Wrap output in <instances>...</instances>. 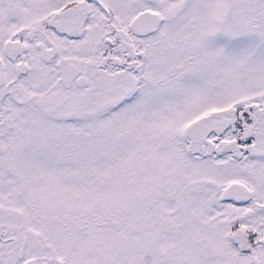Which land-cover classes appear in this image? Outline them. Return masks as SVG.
<instances>
[{"label":"snow or ice","instance_id":"obj_1","mask_svg":"<svg viewBox=\"0 0 264 264\" xmlns=\"http://www.w3.org/2000/svg\"><path fill=\"white\" fill-rule=\"evenodd\" d=\"M0 264H264V0H0Z\"/></svg>","mask_w":264,"mask_h":264}]
</instances>
